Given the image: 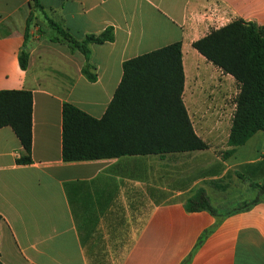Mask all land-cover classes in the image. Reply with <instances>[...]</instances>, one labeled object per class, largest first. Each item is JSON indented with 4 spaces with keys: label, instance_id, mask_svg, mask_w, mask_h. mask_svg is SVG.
Returning a JSON list of instances; mask_svg holds the SVG:
<instances>
[{
    "label": "crops",
    "instance_id": "obj_1",
    "mask_svg": "<svg viewBox=\"0 0 264 264\" xmlns=\"http://www.w3.org/2000/svg\"><path fill=\"white\" fill-rule=\"evenodd\" d=\"M41 5L76 39L107 27L114 39L90 46L96 75L90 82L81 71L84 56L51 42L58 35L40 12L33 13L25 39L30 0H0V91H30L33 99L31 164L15 163L25 150L10 127L0 129L1 262L91 264L85 249L92 247L88 240L95 231L119 217L126 223L145 216L132 240L117 247L118 264H264V197L226 216L255 200V185H264V132L227 154L239 86L192 47L235 20L264 26V0H41ZM176 42L182 101L208 148L63 162L62 104L101 118L122 63ZM22 50L28 54L25 70L19 64ZM199 192L225 217L188 212L187 201Z\"/></svg>",
    "mask_w": 264,
    "mask_h": 264
},
{
    "label": "trees",
    "instance_id": "obj_2",
    "mask_svg": "<svg viewBox=\"0 0 264 264\" xmlns=\"http://www.w3.org/2000/svg\"><path fill=\"white\" fill-rule=\"evenodd\" d=\"M25 39L33 13L40 12L70 52L78 51L85 62L82 74L93 82L95 68L90 64V46L112 42V27L99 34L76 39L54 23L44 12L41 0H30ZM192 47L213 66L233 77L239 86L231 121L228 146L231 154L257 132H264V26L235 20L195 41ZM28 54L22 50L19 64L27 67ZM181 43L176 42L122 63V76L112 100L101 118L96 119L70 103L61 108V158L63 162H85L123 156L190 153L208 148L194 132L182 101L184 73ZM32 93L25 90L0 91V129L10 127L26 155L17 165L32 163ZM258 196L233 209L243 212L264 197V185H255ZM188 212L206 211L217 215L204 192L186 203ZM0 216V220H1ZM205 232L198 241L200 244ZM0 264H3L0 260Z\"/></svg>",
    "mask_w": 264,
    "mask_h": 264
},
{
    "label": "rangeland",
    "instance_id": "obj_3",
    "mask_svg": "<svg viewBox=\"0 0 264 264\" xmlns=\"http://www.w3.org/2000/svg\"><path fill=\"white\" fill-rule=\"evenodd\" d=\"M144 218L145 216L130 217L126 223H122L119 217L112 225L104 224V231H95L97 233L95 238L93 236V239L88 240L92 247L90 250L88 248L85 249L91 257L89 258L91 259V264H118L121 249H117V247L126 245L132 240ZM113 226H116L118 230L113 229ZM100 235H103V238L99 237Z\"/></svg>",
    "mask_w": 264,
    "mask_h": 264
}]
</instances>
